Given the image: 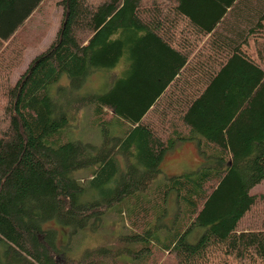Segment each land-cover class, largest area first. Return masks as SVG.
<instances>
[{"label": "trees", "instance_id": "trees-1", "mask_svg": "<svg viewBox=\"0 0 264 264\" xmlns=\"http://www.w3.org/2000/svg\"><path fill=\"white\" fill-rule=\"evenodd\" d=\"M42 2L0 0V264H264V197L249 194L264 180V0H60L54 40L12 84ZM88 108L103 141H66ZM197 133L200 167L155 183ZM114 207L145 248L75 257L70 237Z\"/></svg>", "mask_w": 264, "mask_h": 264}, {"label": "rangeland", "instance_id": "rangeland-1", "mask_svg": "<svg viewBox=\"0 0 264 264\" xmlns=\"http://www.w3.org/2000/svg\"><path fill=\"white\" fill-rule=\"evenodd\" d=\"M59 1L60 0H43L38 9L17 31L15 37L19 43L24 45V50L21 64L11 76L12 84L15 83L19 75L26 69L29 62L34 57L45 51L54 40L62 17V10L58 5ZM119 68L117 70H119ZM114 75H116V71H113L110 75L104 76V82H108L109 79ZM91 79V88L93 89H95V87H99L102 83L101 78L93 77ZM101 131L102 130L100 126H98L94 121V114L92 113L91 108H88L87 110H83L78 118V121L73 127H71V130L66 129L62 131V133L68 135V139H66V141H82L91 144H99L104 139L101 136ZM177 149L180 150V148ZM185 152L188 153L187 150H182L181 152L177 151L175 154L171 153L167 156V159L163 160L161 163V173L155 183L159 184L164 182L165 179L169 177L182 176L198 169V165L193 166L191 164L194 163L191 157L182 156ZM87 174V171H78L76 172V177H86ZM249 194H262L264 197V180L253 187ZM170 203L171 201L166 204L168 217L159 221L163 222L165 225H170V218L173 220L175 215L174 204ZM118 209L119 208L114 207L111 211H109V213L104 218L102 227L97 229L96 232L92 234L80 232L70 237V242L72 243L70 249L75 257L80 256V254L87 249L94 250L100 246H106V248H108L107 246H116L117 240L119 246L127 250L136 248L138 249L142 247L145 248V243H139L132 240L133 231L130 227H124L123 221L126 220V217L121 216L119 214L120 210ZM125 225H128L127 222ZM48 226L54 227L56 230H58V241L60 244H65L68 241V228H64L56 224H51ZM163 229L164 228H159L158 232L162 231ZM158 235L159 236L157 239L158 243L160 244L163 238L160 234ZM113 239H115V242ZM143 254L148 255V252L144 251ZM153 255L159 263H166L167 259H170V257H166L165 254L163 255V253H161V251H159L157 248L154 249ZM125 258H127V256H125ZM60 259H63V257L61 256Z\"/></svg>", "mask_w": 264, "mask_h": 264}, {"label": "crops", "instance_id": "crops-1", "mask_svg": "<svg viewBox=\"0 0 264 264\" xmlns=\"http://www.w3.org/2000/svg\"><path fill=\"white\" fill-rule=\"evenodd\" d=\"M187 132H189V131H187ZM189 137H192L193 139L176 141L174 143L173 147L170 150L165 152L161 163L163 162L164 159H167V156L170 155L171 153L175 154V153H177V151L181 152L182 150H187L188 153L185 152L184 155H182V156L183 157L184 156L191 157L192 161L194 162L191 164L193 166L198 165V168H199L203 162V159L201 158V156L199 154V146L203 147L205 145V140H204L203 136L198 134V133L193 135V136L189 135ZM177 148H180V150H178ZM187 163H189V162H187ZM160 169H161V164H160ZM174 177H177V176H174Z\"/></svg>", "mask_w": 264, "mask_h": 264}]
</instances>
